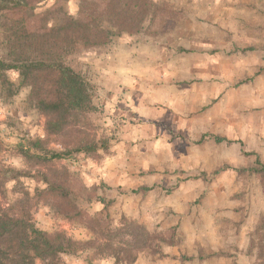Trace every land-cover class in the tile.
Here are the masks:
<instances>
[{"label":"rangeland","instance_id":"1","mask_svg":"<svg viewBox=\"0 0 264 264\" xmlns=\"http://www.w3.org/2000/svg\"><path fill=\"white\" fill-rule=\"evenodd\" d=\"M151 4L152 16L140 33L69 57L96 99V112L88 117L93 138L109 145L106 153L52 164L70 172L68 184L84 221H69L57 205L39 202L46 186L21 149L27 140L45 137V118L28 108L29 89L9 93L0 72V168L33 175L9 181L0 208L12 207L40 230L83 242L94 237L83 225L93 226L94 218L112 228L126 218L178 242L173 247L157 240L160 255L157 248L137 250L134 264H264L260 242L250 252L264 215V0ZM79 9V0H38L9 15L29 31H41L79 19ZM122 52L135 73L113 79L128 90L107 107L104 81L93 68ZM0 60L7 61L1 35ZM5 76L16 88L17 72ZM46 146L67 150L59 137ZM219 252L224 255L207 258ZM59 264L115 260L86 250L61 256Z\"/></svg>","mask_w":264,"mask_h":264},{"label":"trees","instance_id":"2","mask_svg":"<svg viewBox=\"0 0 264 264\" xmlns=\"http://www.w3.org/2000/svg\"><path fill=\"white\" fill-rule=\"evenodd\" d=\"M38 0H0V35L5 45L7 61L0 60L1 82L8 92L15 94L29 89L27 105L45 118L44 138L27 140L21 149L22 157L34 176L46 188L39 192V202L57 205L58 213L69 221H84L75 203L70 186V172L52 164L75 155L92 157L100 151H109L106 140L93 138L89 115L96 112L89 83L69 63V57L80 49L92 50L105 45L114 37L140 33L151 18V0H79V19H72L41 31H29L22 19L9 15L28 8ZM15 71L19 80L16 88L5 76ZM12 88L14 90H12ZM51 137L65 140L67 150L52 151L46 146ZM0 142V152L3 151ZM264 170V168H263ZM27 172L0 168V193L12 180L32 177ZM16 209L0 208V264H59L63 255L93 250L115 260V264H134V252L155 249L158 244L177 246L174 240L151 234L143 225L123 218L117 228L104 226L99 219L83 224L94 237L87 242L78 241L65 232H47L35 227L31 219ZM260 242L259 252L264 254V215L252 233L251 249ZM224 252L211 253L216 258ZM201 259L202 255L199 256ZM260 257V256H259Z\"/></svg>","mask_w":264,"mask_h":264},{"label":"crops","instance_id":"3","mask_svg":"<svg viewBox=\"0 0 264 264\" xmlns=\"http://www.w3.org/2000/svg\"><path fill=\"white\" fill-rule=\"evenodd\" d=\"M145 43H149V41H145ZM128 58H129V54L122 52L121 57H119L118 59H111L110 56H108L107 58H102V62L100 61V64H97V66L93 68V70L96 73H98L101 76L102 80L104 81L101 84V91L104 95V97L102 98V104H104L107 107L114 106V103L116 102V98H118L121 95L122 91L128 90V88L123 89L121 84L113 80L126 76L127 78H130L128 76L133 72L135 73V71L130 69V65H128L127 63ZM97 62L99 63V61ZM92 99H93L92 102L93 105H96L95 97H93ZM116 111L117 110H115V112ZM174 137L176 136L174 135L173 138ZM203 138L204 137H202V139ZM122 168L124 170L129 169V167L126 169L124 166H122ZM119 185H122V183H119L118 186Z\"/></svg>","mask_w":264,"mask_h":264}]
</instances>
